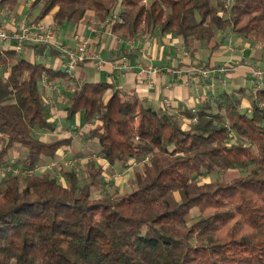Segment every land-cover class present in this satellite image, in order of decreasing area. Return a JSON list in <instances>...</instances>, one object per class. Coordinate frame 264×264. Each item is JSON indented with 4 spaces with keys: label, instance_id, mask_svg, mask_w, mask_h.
Returning a JSON list of instances; mask_svg holds the SVG:
<instances>
[{
    "label": "trees",
    "instance_id": "16d2710c",
    "mask_svg": "<svg viewBox=\"0 0 264 264\" xmlns=\"http://www.w3.org/2000/svg\"><path fill=\"white\" fill-rule=\"evenodd\" d=\"M17 0H2L9 7ZM39 19L80 21L93 10L111 21L114 34L131 39L144 30L217 44L231 34L264 42V0H35ZM36 54L43 44L31 45ZM8 74H0V162L12 148L13 164L32 174L0 181V264H264V87L221 90L193 111L145 105L113 82L77 85L67 117L82 112L98 140L97 156L110 165L141 162L135 188L93 195L98 168L82 177L63 172L66 184L38 173L71 137L41 139L54 130L40 81L68 77L65 70L4 50ZM5 57V56H4ZM3 58V57H2ZM7 58H3L6 60ZM238 173L226 178L230 169ZM220 172L200 182L204 173Z\"/></svg>",
    "mask_w": 264,
    "mask_h": 264
},
{
    "label": "crops",
    "instance_id": "0c3cea01",
    "mask_svg": "<svg viewBox=\"0 0 264 264\" xmlns=\"http://www.w3.org/2000/svg\"><path fill=\"white\" fill-rule=\"evenodd\" d=\"M1 1L0 4L4 8L1 22L8 30H15L22 21L55 22L52 11L36 19L41 12L42 2L17 0L13 6L9 7ZM57 27L59 31L57 47L65 45L74 48L81 40H86L88 43L86 59L79 62L68 73V77L49 79L47 75H44L47 77V82H43V79L40 81L43 99L50 109L49 120L53 122L55 129L38 132V134L41 139L48 142L63 137L73 138L70 145L58 150L57 157L63 160L74 153H96L98 150V140L88 137L87 131L92 125L84 124L82 112H77L72 118L67 117L65 108L77 85L86 81L113 82L125 94L135 93L145 105L178 113L185 109L195 111L205 98H214L221 90H228L229 83L241 81L247 78L248 74L250 75V68L246 61L249 59L248 56L264 59L262 44L249 45L237 39L240 42L239 46H234L229 38L233 34L224 39L221 44H217V40L222 36L220 32L217 34L220 35L219 38L216 35L212 44L197 39H192L186 44L181 35L173 32L161 33L158 28L144 29L134 38L126 39L114 34L110 21H100L93 10H87L78 22L65 21L57 24ZM12 45L13 41L7 40L2 47L4 50L13 49ZM248 46L250 51L246 49ZM57 47L46 46L41 54H36L33 47L28 46L22 53L17 54L27 59L25 54L29 53L30 61H38L36 57L42 58L44 60L42 62L47 66L64 70L66 56ZM197 49H206L208 57L198 56ZM186 51H189L190 55L186 56ZM98 56L104 58L105 62L99 64ZM2 57L7 58V54L4 53ZM2 57L0 74L6 76L9 72V59L4 60ZM198 63L208 64L212 68L224 63L236 65L226 74L213 72L211 78L203 79L207 83L204 86L194 82L187 84L188 70ZM153 67H157L159 71L152 72ZM210 83H214V87H210ZM254 85L255 83L252 87L241 85L240 88L229 91L238 93L242 89L243 106L251 108L249 95L252 94ZM86 138L87 140L82 141ZM10 151H12L11 159L4 158L2 162H14L20 157L19 149L12 148ZM2 177L0 175V180Z\"/></svg>",
    "mask_w": 264,
    "mask_h": 264
},
{
    "label": "rangeland",
    "instance_id": "374dc122",
    "mask_svg": "<svg viewBox=\"0 0 264 264\" xmlns=\"http://www.w3.org/2000/svg\"><path fill=\"white\" fill-rule=\"evenodd\" d=\"M228 1V0H226ZM216 2V0H214ZM219 33V30L217 31ZM220 35H217V38H219ZM232 40V43L234 46H239V43L237 39L241 40L242 43H248L249 45H259L262 44L264 48V42L255 43L253 41L248 40L247 38H244L240 35L233 34L229 37ZM213 42L211 41V44ZM244 45V44H243ZM250 51V47L246 48ZM196 53L198 56L202 58H207V52L206 49H197ZM26 58L30 59V54H25ZM249 59L246 60L248 62V68H250V75L248 74L247 78L242 79L241 81H233V83H229L228 90H232L233 88L238 89L241 87V85L245 87H252L254 83V79L252 77V67L253 65H257L260 67H264V59H256L255 57L248 56ZM38 61H44L42 58H37ZM246 66V65H245ZM75 123V122H74ZM84 132V131H82ZM87 140L86 139H82ZM87 146V145H86ZM18 148V147H17ZM11 152H8V154L5 156L6 160H10L11 158ZM89 153V152H88ZM85 153H74L72 155H69V157L63 158L55 157L54 159H46L42 163H40L37 167L38 173H45L49 172L51 175L56 176L60 182L62 181L64 184H66V180L63 177V172L65 170H68L70 168H75L80 172V175L82 177H86L90 175L91 171L95 168L100 169V174L98 175V183L93 189V195L98 196L101 193H113L115 191L119 192H126L130 191L133 188H135V181H134V170L139 169L142 167L141 162H137L132 160H128L124 163L117 162L114 165H109L107 162H105L103 159L96 156L95 152H91L89 154ZM89 155V156H88ZM21 156V154H20ZM238 173V170L230 169L226 172L224 171L221 174H224L226 178L233 177V175H236ZM220 172H212V173H204L200 176H198V180L200 182L209 181L212 179H215L216 177L221 175ZM1 181V180H0Z\"/></svg>",
    "mask_w": 264,
    "mask_h": 264
},
{
    "label": "built area",
    "instance_id": "2783aa9c",
    "mask_svg": "<svg viewBox=\"0 0 264 264\" xmlns=\"http://www.w3.org/2000/svg\"><path fill=\"white\" fill-rule=\"evenodd\" d=\"M4 14V8L0 4V60L2 55L4 54V49L2 47L3 43L7 40L13 41L12 48L17 53H22L28 46L33 44H43L45 46L57 47L56 40L58 37V27L55 22L46 23L43 20H35L33 22L22 21L19 23L17 28L13 31L8 30L1 22L2 15ZM116 18V15L113 16V20ZM110 21V23H111ZM58 49L64 53L66 56L65 62V71L70 73L75 66L84 61L88 55V43L86 40H81L76 47L69 46H58ZM185 55H190L189 51L185 52ZM105 62V59L98 56V63L102 64ZM1 65V64H0ZM236 64L224 63L222 65L215 66L214 68L210 67L208 64H195L190 67L187 72V80L186 83L190 84L194 82L200 86H204L207 83L203 81V79L211 78L213 72H219L221 74L228 73L233 66ZM191 66V65H190ZM152 72H157L159 69L157 67H153L151 69ZM252 77L254 79V88L253 92L257 89L264 87V67H260L257 65H253L252 67ZM43 82H47V77L43 76ZM223 83L225 84V79H223ZM210 87H214V83L209 84ZM208 97V96H207ZM251 111V108L248 109ZM12 172L14 174H32L33 171L30 170H22L13 164H5L0 165V175L4 176L5 174Z\"/></svg>",
    "mask_w": 264,
    "mask_h": 264
}]
</instances>
